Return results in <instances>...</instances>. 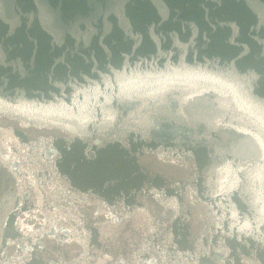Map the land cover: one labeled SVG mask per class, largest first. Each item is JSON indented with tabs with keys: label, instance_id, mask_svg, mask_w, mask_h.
Returning <instances> with one entry per match:
<instances>
[{
	"label": "water",
	"instance_id": "95a60500",
	"mask_svg": "<svg viewBox=\"0 0 264 264\" xmlns=\"http://www.w3.org/2000/svg\"><path fill=\"white\" fill-rule=\"evenodd\" d=\"M0 264H264V0H0Z\"/></svg>",
	"mask_w": 264,
	"mask_h": 264
}]
</instances>
